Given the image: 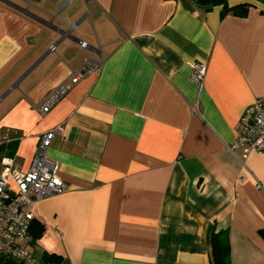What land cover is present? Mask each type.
Returning a JSON list of instances; mask_svg holds the SVG:
<instances>
[{
    "label": "crops",
    "instance_id": "obj_1",
    "mask_svg": "<svg viewBox=\"0 0 264 264\" xmlns=\"http://www.w3.org/2000/svg\"><path fill=\"white\" fill-rule=\"evenodd\" d=\"M243 3L240 17L193 0H0V145L14 150L1 159L26 171L62 128L48 155L67 190L33 206L35 259L209 264L224 229L231 264H264V154L228 149L264 97V0L228 1ZM86 58L100 70L42 113Z\"/></svg>",
    "mask_w": 264,
    "mask_h": 264
},
{
    "label": "built area",
    "instance_id": "obj_2",
    "mask_svg": "<svg viewBox=\"0 0 264 264\" xmlns=\"http://www.w3.org/2000/svg\"><path fill=\"white\" fill-rule=\"evenodd\" d=\"M78 43L81 48L88 47L84 41ZM53 49L54 46H51L50 50ZM101 66V61L86 58L80 70L74 72L67 81L54 88L47 96L41 106V112L46 113L84 75L98 72ZM205 74V63H192L191 80L199 89H202ZM237 128V138L228 147L230 151L245 147L264 154V97L256 98L244 109L238 119ZM61 133V126H55L40 135L26 171L19 170L12 157L4 156L0 161V257L10 258L22 264H58L35 259L24 244L33 241L30 224L34 219V204L67 190V184L59 174L58 162L48 155L53 138Z\"/></svg>",
    "mask_w": 264,
    "mask_h": 264
},
{
    "label": "trees",
    "instance_id": "obj_3",
    "mask_svg": "<svg viewBox=\"0 0 264 264\" xmlns=\"http://www.w3.org/2000/svg\"><path fill=\"white\" fill-rule=\"evenodd\" d=\"M229 0H193L195 6L202 12H208L215 6L222 7V15L231 13L236 16L244 17L248 12V5L237 4L234 6L228 5ZM14 150L8 145H0V160L3 155H12ZM43 230V227L34 219L30 224V235L34 240ZM44 260L60 264V258L54 255H44ZM0 264H22L13 259L0 257ZM209 264H231L230 260V244L228 238V231L220 229L212 231L210 235V251Z\"/></svg>",
    "mask_w": 264,
    "mask_h": 264
}]
</instances>
